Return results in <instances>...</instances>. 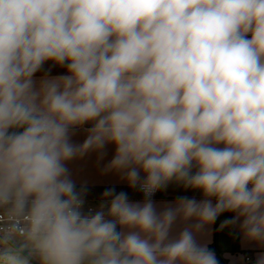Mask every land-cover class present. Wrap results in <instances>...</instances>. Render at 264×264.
I'll list each match as a JSON object with an SVG mask.
<instances>
[{"label": "clouds", "instance_id": "clouds-1", "mask_svg": "<svg viewBox=\"0 0 264 264\" xmlns=\"http://www.w3.org/2000/svg\"><path fill=\"white\" fill-rule=\"evenodd\" d=\"M108 145L143 199L85 210ZM224 213L264 248V0H0V264H220Z\"/></svg>", "mask_w": 264, "mask_h": 264}, {"label": "crops", "instance_id": "crops-1", "mask_svg": "<svg viewBox=\"0 0 264 264\" xmlns=\"http://www.w3.org/2000/svg\"><path fill=\"white\" fill-rule=\"evenodd\" d=\"M64 69L59 67L52 68V74L62 73ZM41 75L38 73L37 76ZM89 125H85V128ZM86 136L83 129L77 130L72 137L75 143H81ZM106 155L100 159L98 153H90L82 159L74 160L69 163L73 178L76 179L78 186L85 184L87 188L85 210L88 208H97L102 192L106 188L115 187L117 191H126L129 194L130 200L139 201L143 199V194L139 190L129 189L127 184L121 180L120 176L115 173H105L104 166L111 159L114 148L108 145L105 149ZM188 195L195 196L200 199L199 192H185L180 186L170 184L166 191L156 193L154 200L159 204L174 201L178 196ZM229 213L222 214L213 224L206 225L199 233L198 239L202 243H207L208 246L215 251L217 257L223 264H255L257 254L264 252V248L259 247L254 243H249L243 240L238 228L233 226H223L222 222L228 217ZM184 223L177 221L173 227V235H175ZM235 242V244H234ZM16 243H19L17 240ZM246 258L251 262L247 263ZM35 264V262H33Z\"/></svg>", "mask_w": 264, "mask_h": 264}, {"label": "built area", "instance_id": "built-area-1", "mask_svg": "<svg viewBox=\"0 0 264 264\" xmlns=\"http://www.w3.org/2000/svg\"><path fill=\"white\" fill-rule=\"evenodd\" d=\"M245 261H246L247 263L251 262L249 258H246Z\"/></svg>", "mask_w": 264, "mask_h": 264}, {"label": "trees", "instance_id": "trees-1", "mask_svg": "<svg viewBox=\"0 0 264 264\" xmlns=\"http://www.w3.org/2000/svg\"><path fill=\"white\" fill-rule=\"evenodd\" d=\"M234 244H235V242H234ZM220 261V264H223L222 262H221V260H219Z\"/></svg>", "mask_w": 264, "mask_h": 264}]
</instances>
